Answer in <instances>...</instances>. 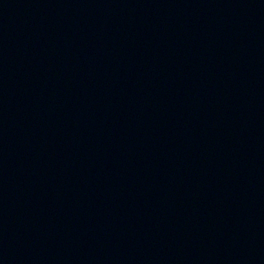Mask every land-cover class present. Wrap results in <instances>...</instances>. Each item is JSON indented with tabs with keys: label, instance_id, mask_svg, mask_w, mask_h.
<instances>
[{
	"label": "water",
	"instance_id": "95a60500",
	"mask_svg": "<svg viewBox=\"0 0 264 264\" xmlns=\"http://www.w3.org/2000/svg\"><path fill=\"white\" fill-rule=\"evenodd\" d=\"M0 264H264V0H0Z\"/></svg>",
	"mask_w": 264,
	"mask_h": 264
}]
</instances>
